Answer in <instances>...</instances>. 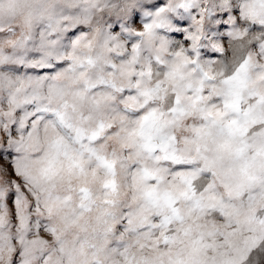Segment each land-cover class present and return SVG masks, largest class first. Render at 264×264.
Masks as SVG:
<instances>
[{"label":"clouds","instance_id":"9594fccd","mask_svg":"<svg viewBox=\"0 0 264 264\" xmlns=\"http://www.w3.org/2000/svg\"><path fill=\"white\" fill-rule=\"evenodd\" d=\"M0 264H264V0H0Z\"/></svg>","mask_w":264,"mask_h":264}]
</instances>
